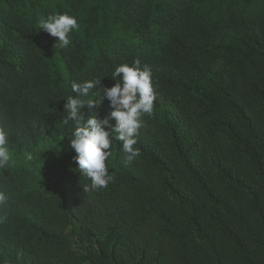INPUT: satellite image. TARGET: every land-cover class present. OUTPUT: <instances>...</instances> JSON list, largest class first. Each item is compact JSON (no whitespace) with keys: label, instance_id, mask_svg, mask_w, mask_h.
I'll return each mask as SVG.
<instances>
[{"label":"trees","instance_id":"trees-1","mask_svg":"<svg viewBox=\"0 0 264 264\" xmlns=\"http://www.w3.org/2000/svg\"><path fill=\"white\" fill-rule=\"evenodd\" d=\"M65 12L59 49L38 25ZM135 60L156 95L140 155L113 140L114 181L85 192L64 99ZM0 128V264H264V0H0Z\"/></svg>","mask_w":264,"mask_h":264},{"label":"clouds","instance_id":"clouds-1","mask_svg":"<svg viewBox=\"0 0 264 264\" xmlns=\"http://www.w3.org/2000/svg\"><path fill=\"white\" fill-rule=\"evenodd\" d=\"M51 37L56 38L55 45L66 49L72 43L70 33L79 30L77 18L67 12L52 13L41 18L38 25ZM140 60L130 66L121 63L115 67L111 79L115 84L99 87L101 79L94 78L81 83L72 82L71 92L64 104L65 115L60 120L63 126H72L70 147L75 155L73 161L80 173L90 181L83 191H98L107 188L114 181V174L106 166L111 156L113 140L121 142L126 162L134 161L140 155L135 147L139 130L144 126V115L151 116L156 99L152 72L148 66L141 68ZM102 92L97 96L93 90ZM107 99L110 112L107 117H98L101 102ZM87 108L91 115L85 119L82 108ZM114 121L113 123H110ZM8 145V133L0 128V169L10 165L12 160ZM31 159V156L28 157ZM7 196L0 192V205H5Z\"/></svg>","mask_w":264,"mask_h":264},{"label":"rangeland","instance_id":"rangeland-1","mask_svg":"<svg viewBox=\"0 0 264 264\" xmlns=\"http://www.w3.org/2000/svg\"><path fill=\"white\" fill-rule=\"evenodd\" d=\"M61 185L59 184V181L57 179H53L52 183L48 186L46 189L47 192H52L58 189ZM76 231L75 228L72 226L68 228L67 230V236L71 240L72 244L75 246L76 245V239H75Z\"/></svg>","mask_w":264,"mask_h":264}]
</instances>
